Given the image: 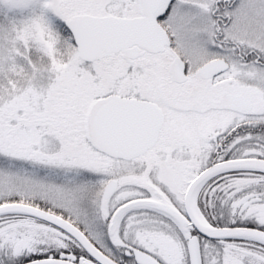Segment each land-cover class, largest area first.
Masks as SVG:
<instances>
[{
  "label": "snow or ice",
  "instance_id": "6c2138e0",
  "mask_svg": "<svg viewBox=\"0 0 264 264\" xmlns=\"http://www.w3.org/2000/svg\"><path fill=\"white\" fill-rule=\"evenodd\" d=\"M0 264H264V0H0Z\"/></svg>",
  "mask_w": 264,
  "mask_h": 264
}]
</instances>
